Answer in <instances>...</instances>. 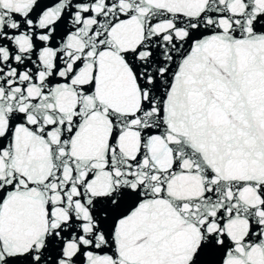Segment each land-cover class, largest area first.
<instances>
[{
	"label": "snow or ice",
	"instance_id": "6c2138e0",
	"mask_svg": "<svg viewBox=\"0 0 264 264\" xmlns=\"http://www.w3.org/2000/svg\"><path fill=\"white\" fill-rule=\"evenodd\" d=\"M0 264H264V0H0Z\"/></svg>",
	"mask_w": 264,
	"mask_h": 264
}]
</instances>
